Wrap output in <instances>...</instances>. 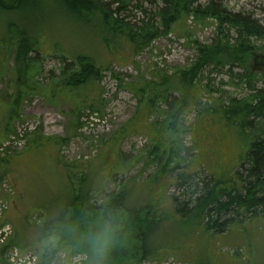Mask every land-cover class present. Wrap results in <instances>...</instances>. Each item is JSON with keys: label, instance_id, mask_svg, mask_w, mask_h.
Listing matches in <instances>:
<instances>
[{"label": "trees", "instance_id": "obj_1", "mask_svg": "<svg viewBox=\"0 0 264 264\" xmlns=\"http://www.w3.org/2000/svg\"><path fill=\"white\" fill-rule=\"evenodd\" d=\"M148 1L154 11L146 13V18L136 24V21L131 23L124 17L132 11L127 9L131 0H113L117 4L110 7L105 0H0L1 14L34 9L42 12L50 4L73 21L100 29L98 33L102 41H106L108 33L117 41L124 39L134 52L144 50L159 35L169 33L171 25L183 14L192 13L194 17L198 15V19L208 17L216 22L215 36L210 43L195 44V58L186 68L177 69L170 75L154 74L145 78L137 74L131 81L117 80L119 87L132 94L136 105L111 142L114 146L119 144V139L127 132L141 135L151 142V147L140 150L138 158L134 159L143 167L155 166L140 183L149 190L145 197L161 190L163 207L152 199L150 203L148 199L142 201L145 197L135 195L138 188L133 186L132 175L118 183L117 189L100 193L96 188L88 187L90 177L88 172H82L83 166L78 165V168L72 164L64 173V178L72 185L68 189L67 202L54 210L47 207L44 212H38L43 215L35 214L39 218L35 225L41 237L58 240L54 247L48 243L43 246L39 264H52L61 249H66L70 255H86L83 264H91V254L80 235L109 214L116 216L120 231L105 264H142L156 262V259L161 261L162 257L168 256L184 264H253L252 260L246 261L243 249L245 242L249 249L252 248L248 236L251 227H264V43L258 42L264 41V23L242 13L228 12L220 0H204L203 3L201 0ZM6 26L8 40L0 55L5 56L11 48L14 50L15 86L8 96L7 106L4 103L0 106L4 137L8 136L9 126L19 116V108L27 96L44 95L51 100L62 93L84 92L90 86L100 84L105 71L89 55L78 51L68 55L57 49L58 66L49 70L44 78V55L40 49L42 46H37V32L27 27L19 28L16 20L6 22ZM252 56L262 67L255 66L257 70L248 68ZM226 67L227 70L233 67L242 69L241 74L232 75L239 83H245L244 95L237 98L220 92L206 107L198 106L197 119L200 122L196 126L184 125L189 101L195 93L206 92L205 85L199 86L203 71ZM257 80L261 82L260 87H256ZM212 128L214 131L210 133ZM201 130L206 137L219 142L225 135L237 136L238 164H223L220 170L213 171V167L208 168L201 159L202 153L198 150L194 158H185L189 149L184 147L182 135L189 131L201 139ZM30 134L33 135L32 146L41 145L39 133L34 135L32 131L27 139ZM198 141L192 147L196 148ZM211 147L217 153V148ZM11 154L0 156V183L8 175L6 166ZM194 164L197 167H193ZM122 165L121 174L124 175L128 169L126 164ZM154 183L157 185L153 186ZM171 186L180 194H168L167 188ZM176 221L186 227L179 236L171 239L163 229L156 235L161 226ZM226 235L234 240L231 255L225 250L223 238ZM2 236L3 232L0 233V242ZM181 238L187 240L180 241ZM199 238H204L202 247L195 246V243H191V247L184 245ZM216 238L220 242L214 243ZM15 244L20 245L15 240L0 243V258L9 246ZM27 245L23 243L21 247L25 249Z\"/></svg>", "mask_w": 264, "mask_h": 264}, {"label": "rangeland", "instance_id": "obj_2", "mask_svg": "<svg viewBox=\"0 0 264 264\" xmlns=\"http://www.w3.org/2000/svg\"><path fill=\"white\" fill-rule=\"evenodd\" d=\"M105 2L109 7L117 4L113 0H105ZM203 2L204 0H201V3ZM220 2L228 12L242 13L264 23V0H220ZM137 5L140 9L136 8ZM129 6L127 9L132 11L130 15L125 14L124 17L131 23L136 21V24L139 20L146 18L144 16L146 13H152L155 9L148 0H131ZM179 19L171 25L169 33L159 35L144 50L134 52L124 39L117 41L112 39V35L106 33L104 42L98 33L100 29H95L87 25L88 23L73 21L65 12L51 7L50 4L42 12L34 9L27 12L0 13V52L3 51L1 48L8 40L6 22L16 20L19 28L34 29L38 37L37 46L38 48L42 46L40 49L44 55L42 59L44 78L49 70L53 71L58 66V60L55 57L57 49L68 55L76 51L89 55L95 59L97 65L105 68L101 83L90 86L84 92L78 90V94L73 92L70 95L62 93L51 100L44 95L27 96L19 108V116L9 126L8 135L19 131L20 128L36 127L33 130L34 135L39 133L41 145L32 146L30 141L33 135L30 134L26 146L12 152L10 162L6 166L8 175L0 183V231L6 232L1 244L11 243L14 240L20 244L9 246L0 258V264H33L29 259L31 256L35 259L34 264H39L43 246L47 244L48 239L41 237L38 226L35 225L36 220L39 219L38 215H43L38 212H44L47 207L54 210L67 202L68 189L72 185L64 178L66 175L64 173L65 168H69L72 164L78 168V165H82V172L89 173L88 187L92 190L96 188V191L101 193L109 189H117L118 183L132 175L133 186L138 188V194L135 195L139 198L148 195L149 190L140 182L148 174L150 175L155 166L143 167L142 163L136 162L134 157L138 158L143 148L151 147V142L141 135H130L129 132L119 139V144L116 143L114 146L111 142L115 133L131 117L136 105L132 94L126 88L119 87L117 80L131 81L137 74L145 78L154 74L170 75L177 69L186 68L195 58V44L210 43L215 36L216 22L208 17L205 20L198 19V15L194 17L192 13L183 14ZM258 42L262 45L264 43V41ZM13 52L11 48L5 56L0 55V62H2L0 64V106H3L2 103L7 106L8 96L15 86ZM257 62H254L252 56L248 68L253 70L255 66H261ZM241 71L239 67H233L231 70H227L226 67L203 71L199 86L205 85L203 89L206 92L195 93V97L189 101V107L184 113V125L196 126L200 122L197 119L198 106L206 107L213 97L220 95V92H223L224 96L237 98L243 96L246 92L245 83H239L232 75L241 74ZM260 86L261 82L257 80L256 87ZM2 125L0 121V139L6 137H4ZM213 131L214 128L210 129V133ZM197 136L189 131L182 135L184 147L189 149L185 158H194L198 150L202 153L201 159L208 168L213 167V171L220 170L223 164H238L237 136L225 135L220 142L206 137L204 130L200 131L201 139ZM57 140L63 143L60 144ZM54 141L58 144L55 145ZM196 141L198 145L196 148L192 147ZM211 145L217 148V153L213 151ZM122 164H126L128 169L125 176L121 174L124 168ZM193 167H197V164ZM173 183L174 180L171 181V184ZM156 185V183L153 184V186ZM167 191L168 194L175 196L180 194L179 190L173 186L167 188ZM150 193H152L151 190ZM151 195L142 201L148 199L151 203L152 199L162 208L164 197L161 190L153 191ZM36 213L38 215H35ZM253 227L248 234L252 241V248L249 249L245 242L243 253L247 262L252 260L253 264H264V227ZM162 229L173 239L186 227L184 228L178 221L167 222L164 227L161 226L155 232L156 235L161 234L159 232ZM16 232L18 235L15 236ZM183 239L185 238H181L180 241ZM217 240L220 242L216 238L214 243H218ZM203 241L204 238H199L184 245L191 247L193 245L191 243H195V246L202 247ZM223 242L226 252L228 251L231 255L234 240L226 235ZM23 243L28 244L25 249L21 247ZM69 256L71 255L66 249H61L52 259V264H68L66 260L70 258ZM162 258L161 261L156 259V262L145 261L142 264H184L182 261H176L172 256Z\"/></svg>", "mask_w": 264, "mask_h": 264}, {"label": "clouds", "instance_id": "obj_3", "mask_svg": "<svg viewBox=\"0 0 264 264\" xmlns=\"http://www.w3.org/2000/svg\"><path fill=\"white\" fill-rule=\"evenodd\" d=\"M119 231L120 224L116 216L109 214L81 233L80 239L91 254V264H105L109 252L117 242ZM47 243L54 247L58 240L53 238Z\"/></svg>", "mask_w": 264, "mask_h": 264}]
</instances>
